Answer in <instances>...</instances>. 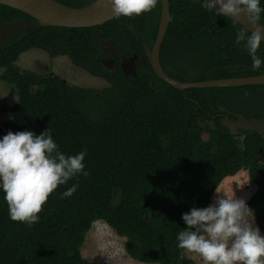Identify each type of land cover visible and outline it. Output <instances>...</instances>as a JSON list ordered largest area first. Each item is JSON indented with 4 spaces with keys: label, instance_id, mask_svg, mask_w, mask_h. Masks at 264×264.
Masks as SVG:
<instances>
[{
    "label": "trees",
    "instance_id": "1",
    "mask_svg": "<svg viewBox=\"0 0 264 264\" xmlns=\"http://www.w3.org/2000/svg\"><path fill=\"white\" fill-rule=\"evenodd\" d=\"M54 1L83 8L95 0ZM168 4V25L158 53L167 77L196 83L264 74V68L253 70L246 50L233 43L242 26L205 10L200 0ZM160 15L161 0L150 12L116 17L101 26L44 27L0 4V26L35 24L7 39L0 50L2 76L13 78L18 97L16 104L1 110L8 120L0 125V136L9 130L39 134L49 128L65 155L86 150L88 172L58 185L31 227L9 219L0 193V264H92L83 258L81 247L98 221L125 240V253L132 260L195 264L176 246V234L185 227L181 214L193 206H207L221 182L241 171L256 188L245 202L253 212L249 215L264 224V140L244 129L231 136L222 125L238 116L264 120V84L172 88L157 77L146 57L157 37ZM257 23L264 26V13ZM94 34L114 41L113 56L91 43ZM31 50L50 59L66 57L108 87L82 88L55 76L19 70L18 57ZM133 54L136 75L125 76L119 64ZM257 54L264 58L262 42ZM106 57L113 60L111 70L97 62ZM73 183L78 188L72 196L60 198Z\"/></svg>",
    "mask_w": 264,
    "mask_h": 264
},
{
    "label": "clouds",
    "instance_id": "2",
    "mask_svg": "<svg viewBox=\"0 0 264 264\" xmlns=\"http://www.w3.org/2000/svg\"><path fill=\"white\" fill-rule=\"evenodd\" d=\"M117 17L131 18L152 11L159 0H106ZM201 7L218 16L239 18L244 14L250 23L261 20V0H200ZM258 26L249 35L241 28L233 43L241 45L251 59V68H264V58L257 54L261 45ZM86 150L65 155L59 150L49 128L35 134L31 130L8 131L0 136V193L7 204L8 217L31 227L49 195L58 185L73 177L87 176ZM73 183L60 193L69 198L77 190ZM213 201L207 206L191 207L181 214L185 227L176 234L177 248L196 254L202 264H264V235L254 225L252 210L243 199L226 196L215 189ZM253 213V212H252Z\"/></svg>",
    "mask_w": 264,
    "mask_h": 264
},
{
    "label": "water",
    "instance_id": "3",
    "mask_svg": "<svg viewBox=\"0 0 264 264\" xmlns=\"http://www.w3.org/2000/svg\"><path fill=\"white\" fill-rule=\"evenodd\" d=\"M24 5L28 6L31 10V13H23L29 15L36 22L44 27H65V28H92L96 26H101L106 22L116 18L112 12L111 5L89 9L91 4L83 8H69L63 4H60L54 0H17ZM10 7V6H8ZM12 8V7H11ZM19 10V9H18ZM166 16V25L164 28H161V20L163 16ZM226 17V16H225ZM169 18V4L168 0H161V15L157 37L153 43L151 50H146V57L150 64L152 71L157 75V77L171 86L174 89L184 91L188 89H205V88H231V87H240L248 85H263L264 84V74L239 78V79H227V80H217V81H207V82H196V83H180L169 77H167L161 70L158 62V53L160 45L162 43L166 27L168 25ZM244 29L253 31L256 27L260 26L257 22L250 23L244 14H241L239 18L226 17ZM34 23H28L23 21L15 22L8 26H0V50L2 49L3 44L9 38H14L20 31L33 28ZM262 43L264 44V29L261 32ZM22 36L19 41L23 40ZM92 44H98L100 51L108 54L110 56L114 55L115 45L113 40H102L98 35L94 34L91 39ZM14 45V43L12 44ZM137 56L133 54L129 58L122 57L119 64L120 70L125 76H135V61ZM97 62L101 63L106 69L111 70L113 67V60L109 57L106 58H97ZM209 127H213L212 123L208 122ZM222 125L226 126L229 130L231 136H236L238 130L244 129L248 132L256 133L261 139L264 140V120H247L241 116H238L236 120L223 121ZM200 128H205V124L198 123Z\"/></svg>",
    "mask_w": 264,
    "mask_h": 264
},
{
    "label": "rangeland",
    "instance_id": "4",
    "mask_svg": "<svg viewBox=\"0 0 264 264\" xmlns=\"http://www.w3.org/2000/svg\"><path fill=\"white\" fill-rule=\"evenodd\" d=\"M15 66L21 71L56 76L72 86L91 89L108 87V84L103 79L73 65L66 57L59 56L50 59L46 53L39 50H31L21 54ZM2 75L3 70L0 69V125L8 120V116L2 113V108L18 102L13 78L11 76H5L3 78ZM36 90L37 87L31 88L33 92ZM241 185L242 191L245 192L244 194L247 193L246 195L249 197L254 194L256 189L255 185L249 181L245 171L224 179L218 187H220V193L225 194L233 189L239 190ZM118 197L119 192L116 190L114 191L115 202ZM247 219L251 222L252 216L248 214ZM253 220L254 225L259 228L261 235H264V224L254 218ZM124 242L125 240L115 235L105 223L98 221L93 223L91 229L86 234L81 247V254L86 261L92 264H143L128 257L124 250ZM186 256L192 259L195 264H202L198 255L186 253Z\"/></svg>",
    "mask_w": 264,
    "mask_h": 264
},
{
    "label": "bare ground",
    "instance_id": "5",
    "mask_svg": "<svg viewBox=\"0 0 264 264\" xmlns=\"http://www.w3.org/2000/svg\"><path fill=\"white\" fill-rule=\"evenodd\" d=\"M0 4L6 5V6H10L12 8L15 9H19V10H23L25 12L31 13V10L29 9L28 6L24 5L23 3L17 1V0H0ZM110 4L106 2V0H96L93 4H91V6L89 7V9H96V8H101V7H105V6H109ZM166 25V16L164 15L162 17L161 20V28H164ZM245 185V184H242ZM242 185L240 187L239 190L233 189L231 191L226 192L224 195L226 196H232L234 194V196L238 199H243L245 202L248 200L249 196L244 194L245 192L242 191ZM220 187H218L217 191H221L219 189ZM244 188V186H243ZM215 195H218V193H214L213 198ZM212 198V201H213Z\"/></svg>",
    "mask_w": 264,
    "mask_h": 264
},
{
    "label": "flooded vegetation",
    "instance_id": "6",
    "mask_svg": "<svg viewBox=\"0 0 264 264\" xmlns=\"http://www.w3.org/2000/svg\"><path fill=\"white\" fill-rule=\"evenodd\" d=\"M137 60V59H136ZM56 77V76H55ZM64 81V80H63Z\"/></svg>",
    "mask_w": 264,
    "mask_h": 264
},
{
    "label": "crops",
    "instance_id": "7",
    "mask_svg": "<svg viewBox=\"0 0 264 264\" xmlns=\"http://www.w3.org/2000/svg\"><path fill=\"white\" fill-rule=\"evenodd\" d=\"M242 172V171H241Z\"/></svg>",
    "mask_w": 264,
    "mask_h": 264
}]
</instances>
